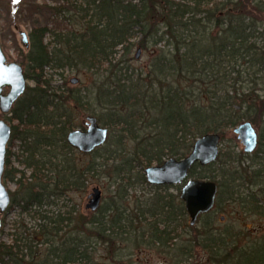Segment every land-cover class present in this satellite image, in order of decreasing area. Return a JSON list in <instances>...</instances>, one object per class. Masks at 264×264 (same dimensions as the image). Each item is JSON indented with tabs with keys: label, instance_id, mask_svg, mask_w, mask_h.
Returning a JSON list of instances; mask_svg holds the SVG:
<instances>
[{
	"label": "trees",
	"instance_id": "trees-1",
	"mask_svg": "<svg viewBox=\"0 0 264 264\" xmlns=\"http://www.w3.org/2000/svg\"><path fill=\"white\" fill-rule=\"evenodd\" d=\"M5 10L55 19V28L32 21L21 53L24 77L33 86H26L6 116L11 136L2 178L19 175L20 195L17 200L9 192L8 209L16 204L21 213L45 219L38 211L50 196L83 191L97 175L118 182L115 198L123 201L132 180L147 184L144 168L186 156L198 137L215 133L224 143L239 123H264V0H63L60 7L11 0ZM15 23L13 18L10 24ZM135 45L155 48L137 73L130 68ZM47 69L94 77L89 87L61 91L51 86ZM79 111L95 116L109 133L104 146L79 153L91 158L85 165L66 142L78 126ZM237 148L223 146L215 162L189 171L188 178L217 185L213 210L197 219L201 225L189 226L180 186L153 187L177 193L154 192L143 208L136 204L123 211L114 199L100 220L69 212L65 221L79 238L54 249L47 261L124 264L122 250L143 247L169 253L176 264L199 247L210 264H264V129L253 153ZM12 157L23 171H10ZM122 183L129 186L122 190ZM217 214L229 220L219 229L214 228ZM249 217L259 222L256 229L243 226ZM62 220L50 229L39 224L42 240L25 231V238L0 243V264H36L33 243H46ZM3 227L0 220V233ZM92 240L106 247L108 262H94Z\"/></svg>",
	"mask_w": 264,
	"mask_h": 264
},
{
	"label": "rangeland",
	"instance_id": "rangeland-1",
	"mask_svg": "<svg viewBox=\"0 0 264 264\" xmlns=\"http://www.w3.org/2000/svg\"><path fill=\"white\" fill-rule=\"evenodd\" d=\"M221 1V0H219ZM11 0H0V44L2 51L6 57V62L11 63L15 62L20 64L21 59V53L25 52L24 44L22 43V34H28L29 30L31 29V22L36 21L40 24H48L49 28H55L54 25V16H50L49 14H43V16L40 14L39 16L36 14L31 15H12L10 12L5 10L6 5L10 4ZM20 2H23V6L26 4L31 5H37L39 7H60L63 0H20ZM30 17V18H29ZM15 18L16 23L14 25L10 24V21ZM53 22V23H52ZM39 24V25H40ZM58 24L60 26V19L58 21ZM62 28L68 29L69 26L67 23H63ZM46 42H48V39H46ZM137 42V40L135 41ZM137 49H140L137 45L134 46L130 56L132 58L130 68H132L135 73L139 71H144L145 68L148 65V62L155 54V48L151 45L149 46L148 50L140 49V58L135 59V54ZM46 77L50 79L51 86L53 88H59L61 91L65 89H76V88H84L85 86L89 87L91 85L93 74L89 73L86 74L85 77L83 75L76 73L73 70H61V71H53V70H46ZM73 78L78 79L77 84H72L71 80ZM29 86H33V83L30 81H27ZM8 90L4 89V93H6ZM94 113L98 114L99 109L97 107H93ZM76 128H81L82 130L85 129V126L83 124V121L86 117V114L82 111L76 112ZM0 119H3L6 121L9 125L10 123L7 121L6 116L0 114ZM262 120V119H261ZM256 121V124H252L254 129L257 131L258 136H260L261 131L264 129V123L263 121ZM264 120V118H263ZM75 129V128H74ZM109 138V133H108ZM259 139V138H258ZM108 140V139H107ZM107 142V141H106ZM234 145H238L237 150H240L243 152V146L240 144V142L237 140L236 135L233 133V130H230L227 132L224 143H220V148L223 146L225 147H232ZM7 148H9L7 144ZM12 152H16V149H12ZM76 151V150H75ZM100 154H103V151H101ZM85 155V154H84ZM75 160L80 165L88 164L90 161V157H83L79 156V152H75L73 155ZM166 160V159H165ZM99 162L98 159H96V163ZM155 165V164H154ZM9 169L12 171V169L16 170H24L21 165L18 164L17 161H15L12 157L9 164ZM12 168V169H11ZM30 172L24 171L25 178H28ZM10 176V174L8 173ZM19 178V175H16L13 180L10 179H3L2 183L7 188V190L11 193L16 194V199L18 200L20 198V195L17 193V185L16 180ZM131 185L123 184L120 186L122 190H125V197L123 201H118L117 198H115V188L116 183L115 180L112 178H108L104 175L101 176H95L94 178L89 179L85 182V188L83 191H69L63 195H52L49 197L48 204H44L41 209L38 211V209H34L35 211L40 212L41 216H45V219H39V218H33L29 216L26 213H21L19 206L16 204H13L10 209H7L4 213L0 215V220L3 221L4 227L2 233H0V243L4 245H10L12 243V239L15 236H21L22 238L25 236H28L29 233H32V236L34 235L36 240H42V236L39 233L40 225L44 224V227L50 229L52 228L53 222L58 219H63L61 226L58 230H53V235H48L47 242L44 243H38L35 245V249L37 250L36 255L34 256L33 260L34 263H39L41 261H45L46 264H57V261L54 260L52 262L50 261V258L46 255H49L50 252H53L54 249H58L60 251V248L64 246L67 242H73L74 238H79V236L74 232L72 229V222L65 221V218L67 216H70L69 212H71L73 215H76L79 217V215L84 216L85 218L90 219H103L104 213H106V209H108L110 206L113 205L114 199L117 201V206L120 211H123L125 208H134V206L140 205L141 208L144 207V204L148 202V199L150 198L151 194L154 192L157 194L162 193H170V194H176L175 189H168L166 191H161L160 189H153L152 186L145 185V184H139L136 183L134 180L131 181ZM94 187H98L101 191V198H100V204L99 208L92 212L90 210H87L85 208V205L88 203L87 196L91 192V190ZM127 195V196H126ZM68 213V214H67ZM223 215L217 214V219L214 224V228H220L223 223L229 222L227 219L226 221H220L219 217ZM225 218V217H224ZM107 219V217H106ZM240 220V219H239ZM245 223L243 226H246L252 229H256L258 227L259 222L255 218H247L245 219ZM197 222V221H196ZM242 222V220H240ZM202 220H199L197 224L194 226L201 225ZM193 226V227H194ZM28 233H26V232ZM250 238H253L250 234ZM90 242V241H88ZM92 246H93V258L95 263H103L108 262L109 256L106 254V247L103 245H100L98 243H95L92 240ZM124 249L121 251V255H123V263L124 264H172V260L169 258V253L165 254H158L155 253V251L148 250L146 248L141 247V249ZM56 252V251H55ZM193 257L190 259L182 262V263H176V264H210L207 259V255L204 251L201 250V248L196 247L192 252ZM47 258V259H45ZM29 258H24V262L28 261ZM49 260V261H47Z\"/></svg>",
	"mask_w": 264,
	"mask_h": 264
},
{
	"label": "water",
	"instance_id": "water-1",
	"mask_svg": "<svg viewBox=\"0 0 264 264\" xmlns=\"http://www.w3.org/2000/svg\"><path fill=\"white\" fill-rule=\"evenodd\" d=\"M22 43L26 44V34H22ZM140 49H137L135 59L140 58ZM72 84L78 79L73 78ZM27 80L24 77L23 67L15 62L7 63L0 44V114L9 115L14 103L23 95ZM4 89H8L4 93ZM83 124L85 129L75 128L66 136L67 144L81 154H90L104 146L108 138V129L101 126L95 116H86ZM233 133L243 146L244 154H251L258 144V133L249 121L239 123ZM11 136V126L0 119V215L10 205V193L2 183L5 168L7 144ZM220 150V136L207 133L198 137L190 152L182 158H168L160 165H151L143 170L146 183L150 186H177L181 185L179 199L184 203L190 227L196 224L199 216L212 211L215 205L217 185L208 179H190L189 171L194 165L208 166L216 161ZM101 191L94 187L87 196V210L96 211L100 204ZM224 216L219 220L224 221Z\"/></svg>",
	"mask_w": 264,
	"mask_h": 264
},
{
	"label": "flooded vegetation",
	"instance_id": "flooded-vegetation-1",
	"mask_svg": "<svg viewBox=\"0 0 264 264\" xmlns=\"http://www.w3.org/2000/svg\"><path fill=\"white\" fill-rule=\"evenodd\" d=\"M26 37H27V35H26ZM27 47L28 46H26L25 47V49H27ZM21 65V64H20ZM22 66V65H21ZM23 67V66H22ZM23 72H24V67H23ZM28 86V85H27ZM8 90V89H7ZM4 92V91H3ZM13 108V107H12ZM4 116H8V115H4ZM258 138H259V136H258ZM258 142H259V139H258ZM257 146H258V144H257ZM257 148V147H256ZM149 185V184H148ZM150 186V185H149ZM178 186H181V185H178ZM152 187H162V186H152ZM59 195H60V191H59V193H58Z\"/></svg>",
	"mask_w": 264,
	"mask_h": 264
}]
</instances>
